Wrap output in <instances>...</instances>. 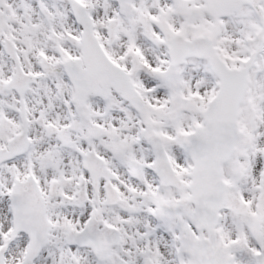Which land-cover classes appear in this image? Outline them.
<instances>
[{"label":"snow or ice","instance_id":"obj_1","mask_svg":"<svg viewBox=\"0 0 264 264\" xmlns=\"http://www.w3.org/2000/svg\"><path fill=\"white\" fill-rule=\"evenodd\" d=\"M0 264H264V0H0Z\"/></svg>","mask_w":264,"mask_h":264}]
</instances>
